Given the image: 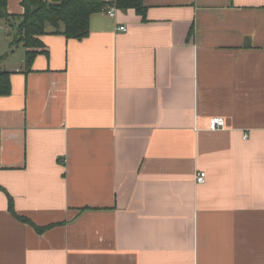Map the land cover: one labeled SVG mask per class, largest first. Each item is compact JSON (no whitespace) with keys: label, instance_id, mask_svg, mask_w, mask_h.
<instances>
[{"label":"crops","instance_id":"1","mask_svg":"<svg viewBox=\"0 0 264 264\" xmlns=\"http://www.w3.org/2000/svg\"><path fill=\"white\" fill-rule=\"evenodd\" d=\"M143 4L28 65L6 0L0 264H264V0Z\"/></svg>","mask_w":264,"mask_h":264},{"label":"trees","instance_id":"2","mask_svg":"<svg viewBox=\"0 0 264 264\" xmlns=\"http://www.w3.org/2000/svg\"><path fill=\"white\" fill-rule=\"evenodd\" d=\"M21 2L24 14L15 41L27 47L28 65H31L34 56L43 49L39 35L45 32L47 25L53 27V32L62 33L67 38L83 39L90 34L91 17L96 12L112 6L123 11L135 9L140 14H144L146 10L143 0H21ZM0 12L2 17L9 18L6 0H0ZM11 74V71L0 66V95L10 93Z\"/></svg>","mask_w":264,"mask_h":264},{"label":"built area","instance_id":"3","mask_svg":"<svg viewBox=\"0 0 264 264\" xmlns=\"http://www.w3.org/2000/svg\"><path fill=\"white\" fill-rule=\"evenodd\" d=\"M116 10H117L116 7L112 6L108 9H104L103 11L106 12L107 14L113 15L115 14ZM120 29L125 31L126 27L121 26ZM225 126H226L225 119L220 116L212 117L209 121V127L214 130L219 129V128H225ZM206 178H207V173L205 171H200L196 175L197 183H204L206 181Z\"/></svg>","mask_w":264,"mask_h":264},{"label":"rangeland","instance_id":"4","mask_svg":"<svg viewBox=\"0 0 264 264\" xmlns=\"http://www.w3.org/2000/svg\"><path fill=\"white\" fill-rule=\"evenodd\" d=\"M6 33L5 32H2L1 34H0V42H1V40H3L4 38L6 39ZM1 45V44H0ZM8 66H10V65H8ZM5 67V66H4Z\"/></svg>","mask_w":264,"mask_h":264}]
</instances>
